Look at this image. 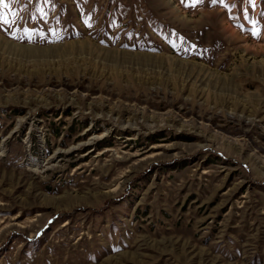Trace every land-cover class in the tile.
Masks as SVG:
<instances>
[{
	"label": "rangeland",
	"instance_id": "obj_1",
	"mask_svg": "<svg viewBox=\"0 0 264 264\" xmlns=\"http://www.w3.org/2000/svg\"><path fill=\"white\" fill-rule=\"evenodd\" d=\"M5 2L0 264H264V0Z\"/></svg>",
	"mask_w": 264,
	"mask_h": 264
},
{
	"label": "snow or ice",
	"instance_id": "obj_2",
	"mask_svg": "<svg viewBox=\"0 0 264 264\" xmlns=\"http://www.w3.org/2000/svg\"><path fill=\"white\" fill-rule=\"evenodd\" d=\"M197 2H202V0H194V3H197ZM217 0H213V3H216ZM0 6L4 7V8H7L8 7V4L5 2V0H0ZM0 22L4 23V24H8V25H11L13 23L12 20H9L7 18H5V16L3 14H0ZM36 31L37 30H34V29H26L25 30V35L28 36L29 39L32 38V36L34 34H36ZM254 34H257L256 32H254ZM195 47V46H193Z\"/></svg>",
	"mask_w": 264,
	"mask_h": 264
}]
</instances>
